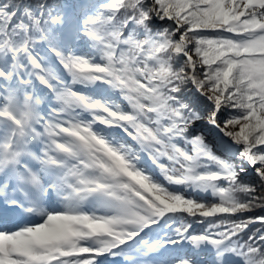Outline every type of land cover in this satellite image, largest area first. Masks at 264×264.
I'll use <instances>...</instances> for the list:
<instances>
[{
  "label": "snow or ice",
  "instance_id": "snow-or-ice-1",
  "mask_svg": "<svg viewBox=\"0 0 264 264\" xmlns=\"http://www.w3.org/2000/svg\"><path fill=\"white\" fill-rule=\"evenodd\" d=\"M45 11L44 0H0V264L115 260L168 214L208 226L197 235L182 220L175 239L146 244L140 257L187 243L192 253L178 251L170 264H264V216L244 218L264 209V0H107L75 35L101 63L65 51L53 32L64 18ZM42 44L70 83L45 66ZM97 82L119 90L131 114L72 90ZM96 126L118 130L126 143ZM209 133L235 146L234 163L214 154ZM143 158L167 184L218 202L169 190L138 167ZM209 166L217 171L199 172ZM252 172L256 182L242 183ZM89 196L110 213L80 211ZM54 199L68 200L67 210L42 206ZM21 212L43 219L14 224Z\"/></svg>",
  "mask_w": 264,
  "mask_h": 264
},
{
  "label": "rangeland",
  "instance_id": "rangeland-1",
  "mask_svg": "<svg viewBox=\"0 0 264 264\" xmlns=\"http://www.w3.org/2000/svg\"><path fill=\"white\" fill-rule=\"evenodd\" d=\"M85 4H86V7L90 5V3L88 1H86ZM93 9L97 10V7L95 5H93ZM78 16H79L78 18H80V14H78ZM63 18H64L63 25L62 26H58L59 29L61 30L62 35L64 36V42L61 43L62 48L65 51H67L69 46H70L72 51H73V50H77V46H78V47H80V50H81L80 52H82V55H86V53H83V52L92 51V49L90 47V42L87 40V38L85 36L80 35L78 40L75 39V35L77 33V30L81 28V21L78 20L76 22L73 19V17L71 15H69V14L64 15ZM68 28H69V30H68ZM68 40L71 41V44L67 43ZM95 57L99 58L98 55H96ZM89 58L93 59L92 56H90ZM93 60H97V59H93ZM98 60H99V63H101L100 59H98ZM55 62H56L55 58L51 57V64L56 66ZM72 86H73V90L74 91L78 92L79 94H82V95H85L87 97H90V98H92L93 96H100V90H104L105 88H108L109 91L112 90V88L109 85L104 84L102 82H97L95 84H88V85H84V84H79L78 83V84H75V85H72ZM114 90H115V93L112 94L114 97L110 98V100H111V102H115L116 100H118V104H116V105L112 104L113 107L116 109V106H118L120 111L125 112L126 114L131 113L130 106L123 99V97L120 94L119 90H116V89H114ZM37 91L40 93V87L37 88ZM99 100H101V99H99ZM120 101H122V102H120ZM105 103H107L108 105L111 106V104L108 103V101L105 102ZM81 119L82 120H88V119H85L83 117H81ZM208 140L211 141L215 145V147L220 149V150H221V148H223L222 146L224 144H226V143L231 145V142L228 141V139L226 137L214 135V134H211V133L208 134ZM227 155L231 159H233L235 161V155H236L235 146L231 145V147H229ZM153 167L156 169V171L154 173L155 177L153 179L155 181L163 184L164 186H166L169 190L174 191V192H179L180 194L184 195L186 198L193 199V200H195L197 202H203V203H206V204H208V203H217L218 202L217 199L214 198L210 192H202L200 190H193L191 188H187L186 189L185 186L167 184V182L163 179V176L160 174L159 169H157L154 165H153ZM242 178H244L245 180H247L251 184L255 183L256 180L258 179L255 176L254 172L242 174ZM196 195H198V196L195 197ZM207 195L212 196V198H208ZM79 210L81 211V209H79ZM85 212L88 213V214H93V213H95V214H104V213H106V212H104L102 210H98V211H95L93 213L90 212L89 210H86ZM255 213H258V211L254 212V213H245L244 214V216H245L244 218L252 216V214H255ZM173 215H175V214H173ZM212 219H215V218H212ZM182 220H187L188 222H191V221H189L188 217H186L184 214H180V215H178L176 217H173V218H167L166 217L163 220V223H164L163 226L162 227H157V230L155 232L152 231L149 234H151L153 239H157L156 236L159 233L162 234V235L167 234V229L169 228L171 233L169 235H167V238L164 241L175 239L174 230H175L176 227L179 226V224H180V222ZM173 224L175 225L174 228L171 227V225H173ZM207 226H208V224H207L206 221L205 222H201V224H199V226H197V227H195V225L192 224V228L195 229V233L194 234H197V235L201 234L207 228ZM190 231H191V229H190ZM147 237H149V235H147ZM173 246L174 245H172V244H168L166 247L159 248L158 249L159 251H157L158 253L155 252V254L157 253V255H156V257L154 259L158 262L160 260V258H158V257H160L165 250L170 249ZM189 253H192V251H189ZM194 258L197 259V261H199L200 259H203L202 256H200L199 258L194 256ZM118 264H124V263L123 262H118Z\"/></svg>",
  "mask_w": 264,
  "mask_h": 264
},
{
  "label": "bare ground",
  "instance_id": "bare-ground-1",
  "mask_svg": "<svg viewBox=\"0 0 264 264\" xmlns=\"http://www.w3.org/2000/svg\"><path fill=\"white\" fill-rule=\"evenodd\" d=\"M114 92L113 91H109V89L108 88H106V89H104V90H100V94H102V95H106V96H108V97H110V98H112V97H114L112 94H113ZM106 101H108V103H110L111 105L112 104H116L117 103V100L115 101V102H111V100L110 99H107V98H104ZM113 106V105H112ZM109 131L110 132H112V130L111 129H109ZM105 132L106 133H108V131L105 129ZM110 136L112 137V138H114V144H116V142H120V141H122L123 142V140H121V139H123V138H121V137H116V136H114V135H112V134H110ZM111 137H107L109 140H111ZM113 141V140H112ZM124 143H126V142H123V144ZM69 195H72L71 193H69ZM198 195H196L195 197H197ZM206 197V196H205ZM207 197L208 198H212V196H209V195H207ZM54 200H56L57 201V199H54ZM59 202L60 203H57V202H52V201H45V203H47L48 205H50L49 206V208L50 209H52L54 212H63V211H66L67 210V208H68V204H69V201L68 200H59ZM89 206V208L90 209H92V210H97V209H99V210H102V211H104V212H110L111 210H108V209H105V208H103L102 207V205H101V200H100V198H96L95 200H94V202L93 203H91L90 205H88ZM178 215H180V214H177V215H175V217L176 216H178ZM22 218V217H21ZM170 218H173V217H170ZM188 219H189V221H191V223L192 224H194L195 225V227H197V226H199V224H201V222H196V221H200L201 220V218H191V217H188ZM15 224V223H14ZM12 226V225H11ZM10 226V227H11ZM24 226H26V224L24 225ZM184 249H186V250H188V251H191V245H189V244H187V243H185L183 246H182V248H178L177 246H173L170 250H168L167 252H166V254H171V255H175L178 251H181V250H184Z\"/></svg>",
  "mask_w": 264,
  "mask_h": 264
},
{
  "label": "trees",
  "instance_id": "trees-1",
  "mask_svg": "<svg viewBox=\"0 0 264 264\" xmlns=\"http://www.w3.org/2000/svg\"><path fill=\"white\" fill-rule=\"evenodd\" d=\"M61 1H64V0H52V1H44V6H45V14H47V11H53L54 9H56L57 11H53L54 13H58L59 14V8H60V4H61ZM78 1H82V0H78ZM92 1V0H91ZM94 1V0H93ZM53 9V10H52ZM88 10L89 9H85L84 11H86L85 12V15H87V12H88ZM53 32H54V34H55V29L53 28ZM209 145H211L210 143H208ZM212 146V145H211ZM226 150H227V148L226 147H224V151L226 152ZM229 162H233L234 163V161H229ZM242 183H245V184H251V183H249L248 181H246V180H243L242 179V181H241ZM256 211H258V213H255V214H252V216H264V209H257ZM221 215H223V214H221ZM245 217V216H244ZM247 218V217H246ZM217 219H220V218H217ZM233 219H235V217H233ZM255 227H258V226H254L253 227V231H255Z\"/></svg>",
  "mask_w": 264,
  "mask_h": 264
}]
</instances>
